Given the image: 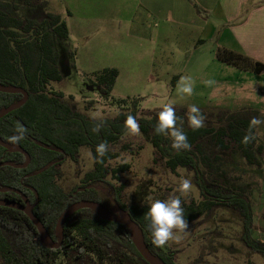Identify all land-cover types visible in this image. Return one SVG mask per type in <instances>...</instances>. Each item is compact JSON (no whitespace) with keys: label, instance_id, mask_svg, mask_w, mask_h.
Masks as SVG:
<instances>
[{"label":"rangeland","instance_id":"rangeland-1","mask_svg":"<svg viewBox=\"0 0 264 264\" xmlns=\"http://www.w3.org/2000/svg\"><path fill=\"white\" fill-rule=\"evenodd\" d=\"M40 1L45 6L20 5L16 13L24 21L35 22L54 14L66 23L69 40L58 45L62 81L50 83L47 91L62 93L77 112L95 120L112 119L136 103L138 117L149 118L165 103L187 111L196 104L213 119L223 113L255 110L264 120V74L219 62L215 56L218 48H233L229 25L223 24L220 15L222 10L232 12L226 9L227 0ZM262 1L246 0L239 16ZM253 56L264 58V54ZM104 69L119 73L108 96L90 83ZM181 78L191 79L190 96L177 92ZM206 80L215 83L206 85ZM256 137L264 146V123L257 126ZM108 150L118 156L110 164L113 168L130 166L118 180L108 178L112 188L124 186L121 201L127 207L150 206L170 194L179 197L181 205L203 201L193 172L179 168L172 173L163 162H154V149L139 131L129 130ZM92 169L91 151L82 147L76 161L63 163L56 183L71 196ZM224 169L247 188L253 211L249 238L264 248V155L259 170L239 156H231ZM183 179L190 181L187 190L180 187ZM173 232L174 237L160 247L165 254L172 253L173 264H264V254L247 244L242 221L229 209L214 208L188 223L183 232ZM96 263L113 264L109 260ZM56 264L77 263L71 257L66 260L61 251Z\"/></svg>","mask_w":264,"mask_h":264},{"label":"trees","instance_id":"trees-1","mask_svg":"<svg viewBox=\"0 0 264 264\" xmlns=\"http://www.w3.org/2000/svg\"><path fill=\"white\" fill-rule=\"evenodd\" d=\"M20 5L30 8L45 6L40 0H18L16 3L0 0V84L20 87L29 94L23 107L0 120V136L8 140L17 134L18 125L23 126L26 131L19 144L30 155L31 163L26 169L1 168L0 187L16 188L22 192L35 205L34 214L56 240L57 220L72 201L56 183L60 169L56 170L49 164L55 156L52 150L63 151L76 161L80 148L87 147L93 158V169L85 174L83 184L78 187L85 191L73 197V201H92L106 207L109 198L96 188L109 189L116 205L140 225L153 255L165 264H173L172 253L165 254L151 242L149 220L145 218L149 206L136 203L127 207L121 201L124 186L112 188L108 181V178L118 180L120 174L130 170L129 165L113 168L110 164L118 156L108 148L117 144L130 130L125 121L132 115L139 126V133L154 149V162H163L172 173L179 168L193 172L194 184L203 201L181 205L187 222H194L214 208L229 209L242 221L247 244L264 254V248L249 238L253 223L249 192L237 182V178L232 180L228 177L224 169L231 156H239L250 167L262 168L264 146L257 141V126L251 129L253 139L247 144L242 143V138L249 133L251 118L259 117L258 111L223 113L215 119L201 111L205 118L204 126L194 131L188 125V111L176 109L175 115L179 119L175 126L187 134L190 150L172 149L171 137L155 132L160 111L150 112L149 118H139L136 103L127 112L119 113L112 119L89 118L66 103L62 93L47 91L50 83L62 81L58 45L69 40L66 23L54 14H48L40 22L24 21L16 13ZM215 56L219 62L256 75L264 74V63L245 54L218 48ZM118 76L117 70L104 69L95 74L90 83L108 96ZM22 98V95L0 93V110L18 103ZM97 125L99 131L94 133L92 129ZM102 142L108 148L100 158L102 162L97 163L95 149ZM24 161L25 157L18 154L17 160L12 163L20 165ZM2 197L5 201H20L14 193L0 194V200ZM61 251L66 260L71 257L77 264H97L96 260H109L113 264H147L134 246L133 234L125 226L103 220L93 210H81L68 220L64 228L63 247L49 250L26 215L0 207V264H56Z\"/></svg>","mask_w":264,"mask_h":264},{"label":"clouds","instance_id":"clouds-1","mask_svg":"<svg viewBox=\"0 0 264 264\" xmlns=\"http://www.w3.org/2000/svg\"><path fill=\"white\" fill-rule=\"evenodd\" d=\"M206 85L215 83L213 80L204 81ZM193 86L190 78H181L180 86L177 92L183 95H191ZM179 118L175 115V110L170 104H163L162 110L158 114V122L155 126L157 134H167L171 137V147L174 150H190L191 145L188 141L187 134L182 128L176 127ZM204 116L196 104L189 105L188 108V125L192 130H198L204 126ZM126 126L133 132L138 131V124L134 116L129 115L126 118ZM264 123L257 117L251 118L249 122V133L242 138V143L247 144L253 139L251 129ZM26 129L18 125L15 135L9 137L12 144H17L24 139ZM94 133L99 131L97 125L92 129ZM108 145L102 142L96 146L97 163L102 162L101 157L104 156ZM182 190L190 187V181L183 179L181 184ZM145 218L149 220V231L152 237V244L155 247H163L175 235L173 230L183 232L188 227V222L184 216V209L181 207V200L177 196L169 195L167 199H155L151 202Z\"/></svg>","mask_w":264,"mask_h":264},{"label":"water","instance_id":"water-1","mask_svg":"<svg viewBox=\"0 0 264 264\" xmlns=\"http://www.w3.org/2000/svg\"><path fill=\"white\" fill-rule=\"evenodd\" d=\"M0 93L2 94H8V95H22L23 99L13 105H10L6 108H3L0 110V119L4 118L8 114L20 109L23 107L28 99L29 94L26 90L20 88V87H6L0 84ZM0 146L5 148L6 150H9L10 152H18L24 155L25 157V163L21 165H15L10 162H3L0 163V168L9 166L14 169H25L29 166L31 162L30 155L20 146H11L7 143H5L0 138ZM90 188V187H89ZM98 190H102L101 187H97ZM83 188H78L74 193L73 196L77 195L78 193L83 192ZM0 193L7 194V193H15L22 197L23 204L22 203H16L11 201H5L0 200V207L10 208L13 210H17L27 216V218L31 221V223L36 228L41 242L43 245L49 249V250H58L64 245V228L66 222L69 220L71 216H73L75 213L81 211V210H93L97 212L100 217L108 222L119 224L122 226H125L132 234H133V243L137 250V252L140 254L142 259L147 264H165L161 260H159L153 253L149 250V248L146 245L144 233L140 225H138L130 216V214L127 211H124L120 208V206L116 205L111 209L106 208L100 203L92 202V201H79L74 204L69 205L59 216L56 226H55V234L57 236V240L54 241L51 235L46 230L43 223L37 218V216L34 214V207L35 205H31L27 197L20 192L16 188H1L0 187ZM36 204L38 203V195Z\"/></svg>","mask_w":264,"mask_h":264},{"label":"crops","instance_id":"crops-1","mask_svg":"<svg viewBox=\"0 0 264 264\" xmlns=\"http://www.w3.org/2000/svg\"><path fill=\"white\" fill-rule=\"evenodd\" d=\"M246 0H227L225 6L228 11L222 10L221 21L229 25L233 48H228L237 53H242L250 58L264 63V58L253 56L264 54V0L254 7L248 14L240 17L241 5ZM228 47H231L228 44ZM235 49V50H233Z\"/></svg>","mask_w":264,"mask_h":264},{"label":"flooded vegetation","instance_id":"flooded-vegetation-1","mask_svg":"<svg viewBox=\"0 0 264 264\" xmlns=\"http://www.w3.org/2000/svg\"><path fill=\"white\" fill-rule=\"evenodd\" d=\"M23 99V98H22ZM21 99V100H22ZM20 100V101H21ZM19 101V102H20ZM4 108H6V107H4ZM9 115V114H8ZM6 117V116H5ZM3 119V118H2ZM1 120V119H0ZM0 138L5 142V143H7V144H9V145H11V146H20V144L19 143H17V144H12L10 141H9V139L8 140H5V139H3L1 136H0ZM21 147V146H20ZM53 151V153L55 154V156H53V159L50 161V165L52 166V167H54L56 170L57 169H60L61 168V166L63 165V163L65 162V161H67L68 159H70L63 151H60V150H57V149H53L52 150ZM18 154H20V155H22L21 153H18V152H10L9 150H6L5 148H3V147H1L0 146V163H3V162H10V163H12V161H16L17 160V155ZM24 156V155H23ZM24 163H25V161H24ZM31 163V162H30ZM14 164V163H13ZM16 165V164H15ZM21 165V164H20ZM30 165V164H29ZM5 167H9V166H5ZM1 168H4V167H1ZM0 168V169H1ZM26 169V168H25ZM109 181V180H108ZM88 189H89V187H88ZM97 189V188H96ZM102 189V188H101ZM31 191H32V188H31ZM85 191V190H84ZM83 191V192H84ZM97 191H101L104 195H106L108 198H109V204L106 206V208H108V209H111V208H113L114 206H116V203L114 202V200H113V198H112V195H111V193L109 192V189H102V190H98L97 189ZM75 192V191H74ZM73 192V193H74ZM73 193H72V195L71 196H69V198H70V200L72 201V203H70V205L71 204H74V203H76V202H79V201H84V200H77V201H73V197H75V196H73ZM82 193V192H81ZM0 194H2V193H0ZM8 194V193H7ZM15 194V193H14ZM3 195H6V194H3ZM15 195H17V194H15ZM18 197H19V200L20 201H18L17 203H22L23 204V200H22V197L21 196H19V195H17ZM2 200H4V197H2ZM30 202V201H29ZM30 204L31 205H34L33 203H31L30 202ZM76 214V213H75ZM74 214V215H75ZM25 215V214H24ZM73 215V216H74ZM73 216H71L70 218H69V220L73 217ZM67 223V222H66ZM52 237V236H51ZM53 238V237H52ZM54 240V239H53ZM54 241H56V240H54Z\"/></svg>","mask_w":264,"mask_h":264}]
</instances>
